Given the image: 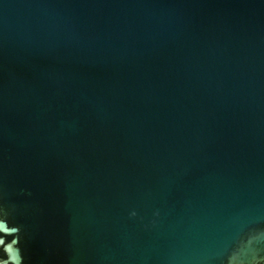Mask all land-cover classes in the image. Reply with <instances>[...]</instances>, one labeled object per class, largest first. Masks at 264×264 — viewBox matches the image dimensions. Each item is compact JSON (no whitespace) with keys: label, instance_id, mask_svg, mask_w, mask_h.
<instances>
[{"label":"water","instance_id":"95a60500","mask_svg":"<svg viewBox=\"0 0 264 264\" xmlns=\"http://www.w3.org/2000/svg\"><path fill=\"white\" fill-rule=\"evenodd\" d=\"M0 225V264H264V0H0Z\"/></svg>","mask_w":264,"mask_h":264},{"label":"snow or ice","instance_id":"6c2138e0","mask_svg":"<svg viewBox=\"0 0 264 264\" xmlns=\"http://www.w3.org/2000/svg\"><path fill=\"white\" fill-rule=\"evenodd\" d=\"M0 226H2V225H0ZM5 231H8V229H5ZM11 231H15V229H12ZM0 243H3V241L0 240Z\"/></svg>","mask_w":264,"mask_h":264}]
</instances>
